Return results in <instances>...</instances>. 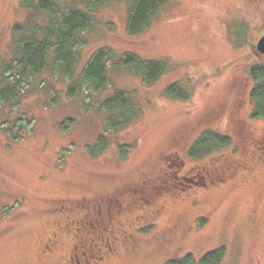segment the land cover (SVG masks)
<instances>
[{"label":"rangeland","instance_id":"374dc122","mask_svg":"<svg viewBox=\"0 0 264 264\" xmlns=\"http://www.w3.org/2000/svg\"><path fill=\"white\" fill-rule=\"evenodd\" d=\"M27 12L20 0H0L5 56L13 26L24 22ZM93 15L77 49L76 73L100 48L117 57L133 52L159 61L165 71L145 84L127 67L111 66L107 86L94 92L83 85L80 97H68L67 82L45 71L23 82L16 102H0V264H64L71 236L47 260L37 258L55 220L64 217L52 211L51 198L111 197L119 190L123 205L136 203L126 218L151 226L135 232L144 243L139 251H120L103 264H163L188 253L199 264L220 247L224 254L215 264H264V138L243 124L264 129V117L251 115L249 96L250 67L264 65L254 47L264 33V0H169L134 35L126 30V2L108 1ZM173 83L190 93L187 100L166 95ZM112 86L131 93L140 104L139 116L126 128L107 132L108 147L94 157L87 148L105 133L98 106ZM20 123L25 126L18 128ZM205 130L228 136L231 144L193 159L188 151L197 149ZM120 148H127L124 157ZM250 154L260 165L245 171L240 165H249ZM215 159L239 171L228 183L205 189L200 184ZM148 178L153 181L143 183ZM107 205L111 211L115 201L110 198ZM160 205L165 206L153 215ZM174 224L182 237L154 241ZM188 226L194 230L186 231ZM69 264H77L75 256Z\"/></svg>","mask_w":264,"mask_h":264},{"label":"trees","instance_id":"16d2710c","mask_svg":"<svg viewBox=\"0 0 264 264\" xmlns=\"http://www.w3.org/2000/svg\"><path fill=\"white\" fill-rule=\"evenodd\" d=\"M108 1L127 3L126 30L134 35L144 29L169 0H20L28 15L24 22L13 26L9 55L5 56L0 49V102H16L23 82L45 71H51L67 82L68 97H80L83 85H87L91 91H101L107 86L111 66L127 67L145 84L156 81L165 71L161 62L143 59L133 52H125L117 57L108 48L95 51L82 70L76 73L77 49L84 43L82 35L93 25L94 10ZM41 15L43 22L38 20ZM249 73L253 81L249 91L251 115L264 117V65H252ZM111 89L112 92L98 106L105 118V133L97 137L93 147L87 148L94 157L108 147L107 132L122 130L139 116L140 104L132 99L131 93L113 86ZM165 93L180 100H187L190 95L186 90H181L178 83L168 85ZM22 126L25 124L20 123L18 128ZM11 133L10 136L16 138V134ZM230 144L228 136L205 130L197 140V149L193 146L188 152L193 159H200ZM126 151L127 148H120V155L124 157ZM223 254V247L210 251L199 260V264H215ZM163 264H196V259L188 253Z\"/></svg>","mask_w":264,"mask_h":264},{"label":"flooded vegetation","instance_id":"af4514ba","mask_svg":"<svg viewBox=\"0 0 264 264\" xmlns=\"http://www.w3.org/2000/svg\"><path fill=\"white\" fill-rule=\"evenodd\" d=\"M256 53L259 54L260 57L264 56L257 51ZM243 124L248 127L251 135L255 134L256 136H263L264 138V129H257L250 123L247 125L246 121H244ZM247 157L249 165H240L245 171H253V164L260 165L255 161V157H253L252 154L247 155ZM228 169H230V171H227ZM237 171H239V168L235 166L226 167V165L219 164L215 159V161L212 162L210 170H207L204 174L207 175L208 178L205 177V181H203L200 186L205 189H209L211 185L216 187L222 186V183L231 181L232 176L235 175ZM163 173L167 174L166 171ZM147 181L151 183L153 179L148 178L143 181V183ZM123 192L124 191L119 190L111 197L106 194L104 196L81 195L79 197L64 196L51 198L50 202H54L55 205L52 211L56 214L63 213L64 217L62 220H55V228L40 244L37 258L40 261L47 260L50 255L57 251L62 245L65 236H71L72 242L67 250L64 264H69L74 256L77 264H103L108 256L114 255L120 251H124L127 254H134L139 251L144 243L140 236L135 235V232L140 230L144 231L148 229L151 224L146 226L148 223L144 221L137 220L135 222L126 218V216L133 214L128 212L134 208L136 203L133 201L123 205L121 203L124 199ZM110 198L115 201V206L111 207V211L108 210L107 205V200ZM151 198L154 199V197ZM193 201L194 204H198V201ZM260 205L264 207V200L260 202ZM164 206L165 205H160L159 207L153 208V215L164 208ZM117 207L120 208L118 209ZM258 207L259 205H256L253 208L252 215H250L252 219L255 218ZM211 210H209L207 214H209ZM124 212L125 214L123 216H119ZM192 228L193 227L188 226L185 230L190 232L194 230ZM182 236L178 224H174L171 229L169 228L159 235H156L154 241L164 244Z\"/></svg>","mask_w":264,"mask_h":264},{"label":"water","instance_id":"95a60500","mask_svg":"<svg viewBox=\"0 0 264 264\" xmlns=\"http://www.w3.org/2000/svg\"><path fill=\"white\" fill-rule=\"evenodd\" d=\"M255 49L258 53L264 55V33L257 39Z\"/></svg>","mask_w":264,"mask_h":264}]
</instances>
